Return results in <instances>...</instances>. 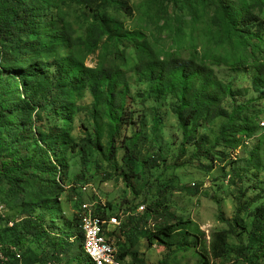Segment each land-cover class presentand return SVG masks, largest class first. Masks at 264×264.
Instances as JSON below:
<instances>
[{
	"label": "trees",
	"instance_id": "obj_1",
	"mask_svg": "<svg viewBox=\"0 0 264 264\" xmlns=\"http://www.w3.org/2000/svg\"><path fill=\"white\" fill-rule=\"evenodd\" d=\"M172 1L178 3V0ZM194 1L214 8L211 18L214 28L211 41L216 43L217 51L214 56H201L197 52L189 54L186 49L172 52L158 48L145 32L124 28L121 21L107 11L108 5L127 8L117 0H97L96 4L77 0L87 10V17L80 21V25L68 19L67 11L58 0H0V176L7 179L12 198L25 193L30 202L43 197H60L64 187L56 178L60 180L66 176L64 165L67 163L60 160L61 167H57L52 166V161L60 157V153L64 155L71 139L65 129L56 128V138L52 135L53 130L44 133L41 141L36 140L34 117L37 114L56 115L61 111L67 115L63 117L67 122L78 110L77 101L85 95L93 100L96 134L94 138L89 137L91 145L94 144L112 163L117 153L116 144L121 143L127 168L122 176L134 192L133 181L142 164L137 156L144 122L141 106H146L149 99H154L155 104H160L161 100L163 103L176 101L172 111L184 132L186 144L194 145V133L215 120H222L216 146H224L231 153L242 148L247 151L245 165L235 174L241 183L242 177L248 176L251 169L264 167V134L250 146L264 130L260 123L262 114L255 111V103L264 100V21L259 15L263 4L261 0ZM185 3L192 6V0ZM88 57L96 58L93 67L85 65ZM214 63L228 68L232 75L245 74L246 83L251 87L234 91L232 82L227 84L217 76ZM26 64L28 66L24 68ZM2 72L12 74L13 80L17 78L12 87L4 85L9 75L3 77ZM137 86L139 88L135 90ZM18 87L23 94L15 95ZM40 88L42 92L38 93ZM251 93L258 99L247 100ZM159 123V116L155 117L154 127ZM103 135L107 136L105 145L101 142ZM23 140L34 141L39 146L49 144L54 157L48 156V164L38 168L37 151L24 156L16 148V144H22ZM200 140L196 142L198 151L208 146L206 137ZM76 147L79 145L73 148ZM248 147H251L249 151ZM211 150H216L215 146ZM168 187L163 186L165 190ZM162 194L163 191L159 193ZM263 201L264 197H260L259 201L240 203L236 217L228 224L229 231L213 234L208 243L205 233L192 221L178 219L175 223L158 226L166 209L164 207L160 213L157 210L160 204L156 209L145 207L138 220L133 216L126 223L123 220L112 237L116 239L117 235L126 234L127 224L136 222L138 227L144 228L145 221H149L154 228L148 235L150 245L157 241L170 252L176 248L172 251L174 253L193 249L192 252L201 256L198 264H213L233 251L227 243L229 235L236 233L237 227H243L241 213L246 211L253 226L248 244L238 249L250 251L252 259L260 262L264 260ZM144 202L147 203L148 199ZM134 209L138 211L139 207ZM113 210L111 205L99 203L97 213L120 217L125 211L119 209L113 213ZM41 220H45V215L41 214ZM77 221L71 237L83 249L79 215ZM25 222L28 228L19 231L21 235L29 230L30 235L37 237L44 230L43 222L39 220ZM49 237L56 241V252L60 256L65 239L58 235ZM128 238L134 246L132 238ZM116 245L124 264L128 256L135 260L139 257L138 252ZM3 254L5 259L0 260V264H20V258L10 249H5ZM84 256L79 263L86 264L85 259L90 260ZM89 263L93 264L91 260ZM159 264L169 263L162 260Z\"/></svg>",
	"mask_w": 264,
	"mask_h": 264
},
{
	"label": "rangeland",
	"instance_id": "obj_2",
	"mask_svg": "<svg viewBox=\"0 0 264 264\" xmlns=\"http://www.w3.org/2000/svg\"><path fill=\"white\" fill-rule=\"evenodd\" d=\"M58 1L67 11L70 21L80 25V21L87 17V10L78 4L77 0ZM86 1L97 3V0ZM117 1L127 8L108 5L107 11L115 15L124 28L145 32L158 48L172 52L186 49V53L197 52L201 56H214V52L217 53L216 43L211 41V34L214 33L211 24L214 8L193 0L191 7L186 5V0H178L177 4L172 0ZM261 3L263 10L259 15L264 21V0H261ZM224 55L228 56L226 53ZM95 64V57H88L85 61L87 67H93ZM27 66L28 64L24 68ZM213 70L223 82H232L234 91L251 87L250 83H246L247 77L243 73H237L235 76L228 68L218 65ZM3 74V77L9 75L4 85L12 87L17 78L13 80L9 72ZM138 88L137 86L135 90ZM41 92L42 89H38V93ZM21 94L23 92L18 87L15 95ZM250 99H258V96L251 93L247 100ZM163 101L155 104L154 99H149L146 106H141L144 122L138 139L137 156L142 164L138 168L137 178L133 181L135 192L122 176L123 170L127 168L123 162L125 153L121 143L116 144L117 153L112 163H109L101 151L89 141V137L94 138L96 134L92 115L93 100L89 95L77 101L78 110L67 122L63 120L67 115L61 111L56 115L51 113L50 116L37 114L34 117L33 129L36 140L41 141L44 133L53 130L52 135L56 138V128L65 129L70 136L71 143L64 150V155L60 153V157L52 161V166L57 167H61L60 160L67 163L64 165L66 176H62L60 180L56 178L58 183H62L64 190L60 197H43L39 201L30 202L26 193L12 198L7 179L0 176V204L3 206L0 213V260L5 259L3 251L8 248L20 258V264H81L79 262L85 258L83 249L71 236L78 223L81 204L85 201L111 205L113 213L124 209L125 223L131 216L137 220L141 218V213H138L135 207L144 205L147 209H156V205L160 204L157 208L160 213L164 207L166 209L158 226L175 223L178 219L192 221L194 226L205 233L208 243L213 234L229 231L228 224L236 217L240 203L259 201L260 197H264V167L260 170L251 169L248 176L242 177L241 183L235 174L245 165L247 151L242 148L231 153L224 146H216L222 120H215L203 126L197 134H193L194 145L186 144L184 132L172 111L176 101ZM255 107V111L262 114L260 123L264 122V100L255 103ZM158 116L160 123L154 127L155 117ZM262 134L264 130H261L250 146L256 144ZM203 136L208 140V146L198 151L196 142L201 141ZM106 137L103 135L101 138L104 145L107 142ZM76 144L79 147L74 149ZM82 146L85 149L81 150ZM212 146H215L216 150H211ZM16 148L24 156L33 155L37 151L35 156L38 158V168H44L48 164V156L54 157L50 145L46 143L39 146L35 145L34 141L23 140L22 144H16ZM250 149L251 147H248V151ZM235 184H238V187ZM164 185L169 186L167 190L163 188ZM83 186L88 187L87 191L82 189ZM242 193H245V196H242ZM147 199L148 202H144ZM41 214L45 215L44 221L41 220ZM241 214L243 215L240 224L243 227H237L236 233H231L227 242L233 251L228 257L216 260L213 264H264V260L256 262L252 259L253 254L250 251L238 249L248 244L253 226L249 213L245 211ZM35 219L43 222L44 230L39 236L30 235L29 230L25 231V234H19V231L28 228L25 221ZM145 222L147 224L144 228L138 227L136 222L127 224V235H117L116 239L114 237V241L118 240V246L123 245L139 253L137 260L128 256L125 264H159L162 260H167L169 264H198L201 256L192 252L193 249L174 253L172 251L176 248L170 252L169 248L157 241L150 245L148 235L154 228L149 221ZM49 235H58L65 239L60 256L56 252V241ZM128 237L132 238L134 246ZM85 260L86 264H90V260Z\"/></svg>",
	"mask_w": 264,
	"mask_h": 264
},
{
	"label": "built area",
	"instance_id": "obj_3",
	"mask_svg": "<svg viewBox=\"0 0 264 264\" xmlns=\"http://www.w3.org/2000/svg\"><path fill=\"white\" fill-rule=\"evenodd\" d=\"M82 189L87 191L88 187L83 186ZM98 204V201L82 202L78 212L84 239L83 252L93 264H124L119 258L118 247L112 237V233L123 223V213L120 217L118 215L102 216L97 213ZM1 209L2 205H0V211ZM144 210L145 206H141L138 213Z\"/></svg>",
	"mask_w": 264,
	"mask_h": 264
},
{
	"label": "clouds",
	"instance_id": "obj_4",
	"mask_svg": "<svg viewBox=\"0 0 264 264\" xmlns=\"http://www.w3.org/2000/svg\"><path fill=\"white\" fill-rule=\"evenodd\" d=\"M261 126L264 127V122L261 123ZM0 205H1V204H0ZM2 210H3V206H2V209H1L0 213L2 212ZM11 224H12V222H10V225H11Z\"/></svg>",
	"mask_w": 264,
	"mask_h": 264
}]
</instances>
